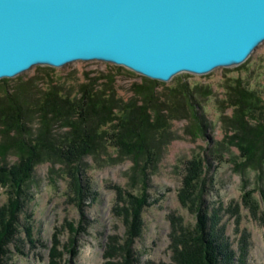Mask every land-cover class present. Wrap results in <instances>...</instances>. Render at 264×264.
Returning a JSON list of instances; mask_svg holds the SVG:
<instances>
[{
  "label": "rangeland",
  "instance_id": "1",
  "mask_svg": "<svg viewBox=\"0 0 264 264\" xmlns=\"http://www.w3.org/2000/svg\"><path fill=\"white\" fill-rule=\"evenodd\" d=\"M51 67L43 70L32 65L18 74L41 86L50 78L65 84L85 80L87 73L98 76L102 83L110 80L123 97L131 94L132 85L143 81L142 74L101 59H75ZM9 78L0 81V94L1 89L15 85V75ZM179 80L197 85L195 97L206 123L204 134H193L186 117L172 120L175 137L160 150L156 163L146 166L144 185L130 177L131 161L126 156L106 163L104 158L85 157L78 173L67 171L58 160L42 159L35 164L26 187L16 239L8 245L5 264H47L53 239L57 241V263L101 264L107 236L121 238L128 231L129 220L120 208L127 192L144 198L139 211L142 224L130 242L136 264L170 261L169 219L175 216L192 231L199 200L208 210L215 208L235 254L239 242L245 243V264H264V162L262 169L240 165L238 150L222 139L227 124L220 117L229 112V108L222 113L220 109L238 80L256 92L264 112V39L237 64L216 66L204 73L179 72L169 80H159L155 89ZM34 123L35 118L32 126ZM62 128L54 125L52 132ZM106 149L102 157H114L115 150L110 146ZM16 159L13 152L5 156L8 164ZM81 185L88 188L84 197L79 196ZM9 198L0 183V205H8ZM23 226L30 230L29 241Z\"/></svg>",
  "mask_w": 264,
  "mask_h": 264
},
{
  "label": "trees",
  "instance_id": "2",
  "mask_svg": "<svg viewBox=\"0 0 264 264\" xmlns=\"http://www.w3.org/2000/svg\"><path fill=\"white\" fill-rule=\"evenodd\" d=\"M34 65L37 69H52L51 65ZM83 76L85 80L69 84L50 78L39 86L31 78L21 79L17 74L13 87L1 89L0 183L10 198L8 205H0V264H5L3 258L8 245L16 239L18 212L25 201L26 187L35 164L42 159L58 160L67 171L77 170L78 173L85 157L104 158L106 163L126 156L131 161L130 177L144 185L146 166H153L160 150L175 137L170 128L172 120L186 117L193 134H204L206 123L195 97L197 85L189 86L179 80L156 90L159 80L143 75V81L132 85L131 94L123 97L110 85V80L102 83L97 80L98 76L87 73ZM8 79L1 77L0 81ZM229 96L220 109L222 113L229 108L228 114L220 116L227 124L222 139L238 150L242 157L240 165L262 169L264 112L261 100L239 80ZM54 125L63 128L58 133L52 132ZM108 146L115 150L112 158L102 157L107 154ZM8 152L15 153L16 161L6 163ZM79 193L84 197L88 188L84 190L81 185ZM124 196L120 208L129 220L128 231L121 238L113 234L107 236L101 264H136L131 257L130 242L142 224L139 211L144 198L130 192ZM206 205L199 200L192 231L182 226L175 216L169 219L170 261L159 264H245V243L239 242L238 254H235L215 208L208 210ZM113 208L116 209V204ZM80 209L83 212V207ZM23 227L29 241L30 230ZM56 242L53 239L48 250L47 264H59L55 259Z\"/></svg>",
  "mask_w": 264,
  "mask_h": 264
},
{
  "label": "water",
  "instance_id": "3",
  "mask_svg": "<svg viewBox=\"0 0 264 264\" xmlns=\"http://www.w3.org/2000/svg\"><path fill=\"white\" fill-rule=\"evenodd\" d=\"M264 0H0V78L101 59L166 81L243 61Z\"/></svg>",
  "mask_w": 264,
  "mask_h": 264
}]
</instances>
